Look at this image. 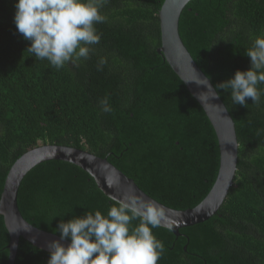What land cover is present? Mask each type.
Masks as SVG:
<instances>
[{
	"label": "trees",
	"instance_id": "16d2710c",
	"mask_svg": "<svg viewBox=\"0 0 264 264\" xmlns=\"http://www.w3.org/2000/svg\"><path fill=\"white\" fill-rule=\"evenodd\" d=\"M163 1L107 0L100 8L106 21L95 25L100 42L91 46L88 59L57 70L27 51L29 42L13 24L16 0H0V195L12 164L44 144L106 158L145 194L174 210L193 208L208 194L219 167L216 135L156 51ZM178 31L215 88L237 70L249 69L245 51L264 34V0H191ZM100 58L107 61L103 70H97ZM215 90L238 141L233 184L204 223L180 229L178 237L152 229L164 246L157 264H264V96L259 104L246 98L242 107L233 105L229 93ZM105 96L111 112L100 110ZM111 203L87 173L55 160L33 167L17 192L24 220L57 236L61 219L86 211L107 215ZM7 244L0 216V264H7ZM48 259V252L20 239L13 264Z\"/></svg>",
	"mask_w": 264,
	"mask_h": 264
},
{
	"label": "clouds",
	"instance_id": "9594fccd",
	"mask_svg": "<svg viewBox=\"0 0 264 264\" xmlns=\"http://www.w3.org/2000/svg\"><path fill=\"white\" fill-rule=\"evenodd\" d=\"M107 0H16L13 24L17 33L29 42L27 51L38 60H47L57 70L68 62L88 59L92 45L100 42L96 24L106 17L100 8ZM250 67L237 70L233 77L216 85H208L230 94L233 105L246 107V98L259 104L264 96V34L255 37L246 49ZM105 58H100L97 70H103ZM204 84H207V80ZM203 95V94H201ZM201 95L199 99L201 100ZM102 112L113 109L105 96L99 101ZM218 108H221L217 106ZM227 110H225L226 112ZM112 202L103 215L100 211H86L57 224L60 240L48 244L47 264H157L164 246L152 233L161 226L162 211L155 204L134 193L122 198L109 197ZM133 221H138L135 226ZM171 228V225H167Z\"/></svg>",
	"mask_w": 264,
	"mask_h": 264
},
{
	"label": "water",
	"instance_id": "95a60500",
	"mask_svg": "<svg viewBox=\"0 0 264 264\" xmlns=\"http://www.w3.org/2000/svg\"><path fill=\"white\" fill-rule=\"evenodd\" d=\"M191 0H164L157 14L160 29V46L156 49L174 74L185 86L187 92L198 103L209 120L219 149V167L215 181L208 194L193 208L174 210L166 207L145 194L135 182L101 158L88 151L54 144L38 145L21 155L10 167L0 195V216L8 233L7 264H13L20 239L49 253L48 244L53 240L67 246L70 241L60 240V236L38 229L24 220L18 210L17 192L23 177L35 166L45 161H62L75 165L87 173L102 194L122 198L134 193L158 207L164 219L161 226L175 237L179 230L204 223L214 216L223 204L233 184L237 169L238 141L234 122L220 96L214 98L212 85L197 66L184 46L178 31L180 14ZM207 80V84L204 81ZM215 93L217 91L215 90ZM203 94V95H201ZM201 95V100L199 99ZM217 106L221 107L218 108ZM225 110H227L225 112ZM171 225V228L167 225ZM185 249V247H184Z\"/></svg>",
	"mask_w": 264,
	"mask_h": 264
}]
</instances>
